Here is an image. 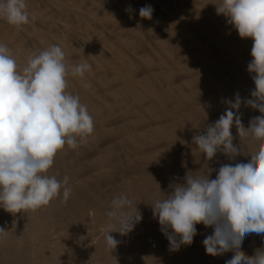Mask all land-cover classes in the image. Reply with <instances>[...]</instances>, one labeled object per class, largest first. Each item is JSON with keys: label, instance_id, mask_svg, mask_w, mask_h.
<instances>
[{"label": "clouds", "instance_id": "clouds-1", "mask_svg": "<svg viewBox=\"0 0 264 264\" xmlns=\"http://www.w3.org/2000/svg\"><path fill=\"white\" fill-rule=\"evenodd\" d=\"M126 11H132L130 5ZM153 11L151 5H145L139 15L151 19ZM216 12L228 18L241 38L253 40V59L247 70L254 73L255 90L251 92L253 99L245 103L262 115L253 117L245 128L238 114L242 103L239 94L234 102L225 101L229 107L219 119L204 134L193 137L207 160L218 151L230 159L240 154L233 144V125L240 137L252 134L264 138V0H221ZM29 16L26 0H0V18L9 24H28ZM68 67L62 48L50 45L30 54L19 70L11 50L0 42V208L6 212L46 206L61 189L65 200L71 193L68 176L61 181L47 173L57 153L65 145L77 147L93 132L94 122L80 96L66 91ZM90 67L86 61L75 64L71 74L83 76ZM250 157L247 163L221 165L215 179H210V171L204 175L189 171L184 183L174 185L165 199L152 205L171 249L191 245L196 225L203 224L213 229L203 240L208 255L232 252L225 264H264V247L252 255L242 251L248 235L264 236V144ZM131 203L123 194L112 200V209L106 213L110 222L103 232L109 250L119 243L111 233L124 235L142 219L137 209L132 215ZM6 237L7 230L0 227V241Z\"/></svg>", "mask_w": 264, "mask_h": 264}, {"label": "bare ground", "instance_id": "bare-ground-1", "mask_svg": "<svg viewBox=\"0 0 264 264\" xmlns=\"http://www.w3.org/2000/svg\"><path fill=\"white\" fill-rule=\"evenodd\" d=\"M139 1H142L144 5H151L153 9H158L161 14H163L162 10H166L165 7H173L177 4L173 8L178 10L184 18L189 19L185 22L189 23L192 28V30H188L190 26L188 27L187 24L188 28H185V25L182 27L184 28L182 37H184L187 45H190V50L184 43V47H182V37L174 35L171 31L172 27L166 21L158 16L156 17L155 14L159 15V13L153 11L152 18H154L156 25L153 23L149 25L140 17L139 11H134L137 8L134 9V4L129 0H26L30 23L16 26L9 24L5 18H0V42L11 50L12 55L17 60L19 70H22L26 65L30 54L34 52L38 54L50 45H59L66 54V62L69 66L68 75L66 76L68 83L66 91L80 96L81 103L87 106L89 114L93 117L94 127L95 124L102 123L105 118L113 117V119H117V117H114L117 114L114 115L115 112L137 114L139 120L135 121V124L144 123L148 120V122L155 121L152 124L154 125L164 117L171 118L172 125L168 127L157 124L148 132L138 130L131 134L127 133L125 138L128 140V145L133 149H139L141 146L160 139L173 140L176 137L190 133H195V135L204 134L206 131H202L203 126L207 128L209 125L214 124L229 107L225 101L231 100L234 102L237 94H239L242 101L238 114L245 128L249 127V122L253 117L262 115L257 109L247 106L245 103L246 100L253 99L251 92L255 90L252 79L254 73H249L247 70L251 51L247 46H244V40L242 41L236 29L228 23V18L217 14L216 5L218 6L221 0ZM129 5L132 8L131 12L126 11ZM32 16H35V20L31 19ZM178 18L173 21L176 23ZM176 26L173 27L177 30L179 23ZM189 31H192V34ZM157 33L158 35L160 33L159 36L162 34L166 37L163 38L162 36L152 46H150L149 40V42H145V39H151ZM85 61L91 66L90 69L83 76H73L71 67ZM189 74L192 79L185 80ZM200 74L202 79L197 80L196 77ZM101 93H104L105 97L100 95ZM197 93L206 95L203 98V105L192 104L190 110L187 111L184 108V103L191 102V97H194ZM117 103H122V106L117 105ZM174 110H176V114L184 110L185 113L180 114L184 117L176 118L173 115ZM195 112L200 115L198 119L194 117ZM97 130L93 129L92 134L90 133L91 140H98L99 135H96V133H99V129ZM231 133L233 144L238 148L240 154L230 159L222 151H218L213 157L216 160L214 162L213 159L207 160L205 161L206 164H212V162L215 164L219 161V158L222 164L234 165L245 160L247 163L251 158L250 154H254L261 144H264V138L258 139L252 134L247 137H240L235 125L231 128ZM245 142L248 144H245ZM194 148H198V146L194 145ZM103 159L105 158H101L99 162H102ZM0 218L1 221H7L6 211L3 208H0ZM34 229L37 228L34 227ZM34 229L30 231L34 232ZM33 234H30L29 237H33ZM102 236L104 238V235ZM99 237L96 238L95 242H93L94 238L92 242L90 241L91 243L83 242L82 245L77 244L75 240L70 243L67 242L68 254H74L75 256L78 247H82L81 250H84L82 251L83 255L89 253L90 250L94 251L95 246L104 241L100 234ZM246 238L245 241L248 240ZM46 246L48 244L44 247ZM53 255L50 254L52 257ZM249 255L252 254L249 253ZM172 257L174 258V256ZM217 257L210 255L209 259L213 260L214 263L218 260ZM37 258L40 257L37 256ZM188 260H190V256ZM199 261H202V259H199ZM96 262V264H99V261ZM172 263H174V260ZM146 264L148 263L146 262ZM158 264L164 263L158 262Z\"/></svg>", "mask_w": 264, "mask_h": 264}, {"label": "rangeland", "instance_id": "rangeland-1", "mask_svg": "<svg viewBox=\"0 0 264 264\" xmlns=\"http://www.w3.org/2000/svg\"><path fill=\"white\" fill-rule=\"evenodd\" d=\"M129 1L134 4V7L132 5L134 9L137 8L134 10L135 12L145 6L143 2L139 0H135L134 3L133 0ZM175 6L173 5V7ZM173 7H165L166 10H162L163 14H161L156 8H154V12L159 13V15L155 14L156 17L158 16L159 18H162L169 26L172 27L171 31L174 35L182 37L184 31V28L182 27L184 25L185 28L190 26L188 30H192V28L189 23L185 22L186 20L189 21V19L184 18L180 15L179 11ZM174 16L175 18L181 17L182 19L178 18L175 23V21H173L175 20ZM148 20L144 19V21L149 25L152 23L155 24L154 18ZM178 23L179 27H177ZM180 24L182 25L180 26ZM173 26H176L179 31ZM152 27L154 28V26ZM193 32L195 31L193 30ZM190 33L192 34V31ZM159 35L157 33L154 36L158 39L153 37L151 39H145V42L147 43L150 41V46H152L160 40L162 36L163 38L166 37L162 34L161 36ZM243 40L244 46H247L251 51L253 40L251 38H248L247 40L246 38H242V41ZM181 42L182 45L183 43L186 44L185 46L188 50H190V45H187L184 37L181 38ZM182 47H184V45ZM144 53L147 54L148 52ZM140 56L142 55L140 54ZM249 58L250 61L253 59L251 53ZM201 74L198 75L199 77H196L197 80L202 79ZM191 77L192 76L189 74L185 80H190L192 79ZM202 93H197L194 97H191V102L184 103V108L189 111L192 104L203 105V98H205L206 95H203ZM200 94L202 95L199 96ZM100 95L105 97L104 93H101ZM117 105L122 106V103H117ZM183 113H185L184 110L177 112V114L176 110L173 111V115H175L178 119H180V117H184L180 115ZM115 114L116 116L114 117H117V119H113V117L109 119L105 118L103 119L104 121L102 120L103 122L99 121L102 123L95 124L94 129H99V133H96V135H99L98 140H91L90 136L92 133L87 134L82 142H78L77 147L72 148L65 145L64 148L57 153V157L55 156L53 166L48 170L47 174L55 175L57 179L61 181L64 176H68L70 178L68 186L71 187V193L66 200L63 197V189H61L60 194L54 197L53 200L50 201L49 205L42 206L36 210H26L24 212L15 213L17 216L13 213L6 212L7 221H1L2 219L0 218L1 227L6 230L8 229L7 237L4 239L5 241H0V264H96V261H99V264H117V262L118 264H144L145 261L148 264H158V262L171 264L173 260L174 263L172 264L213 263V260L209 259L210 255L206 253L203 245L205 237L212 234V228H206L203 224H197V235L193 239V243L191 244L192 246L182 245L178 250H173L169 245V240L161 230V225L159 224L158 219L153 215L152 205L157 200L165 199L167 195L172 192L174 185L184 183V177L189 171L193 172V175H204L206 172L210 171V179H215L219 167L223 165L220 158L215 164L213 162L216 158H212V164H206L205 161H207V159L204 154L199 150V148H194V145L196 144H194L192 137L195 136V133H190L185 136L183 135L178 138L176 137L173 140H156L148 145L141 146L139 149H133L130 145H128V140L125 138L127 133L131 134L132 132H137L138 130L148 132L157 124L163 127H168L172 125L171 118L164 117L157 121V124L154 125L152 124L155 121L148 122V120L144 123L140 122L135 124V121L139 120L137 114H121L120 112H115L114 115ZM121 116L123 117L121 118ZM198 116L200 115L195 112L194 117L198 119ZM206 129V126H203L202 131L205 132ZM79 139L80 138L78 137V141ZM245 144L248 143L245 142ZM174 155L176 156L174 157ZM103 157L105 159H103L102 162H99ZM107 159H109L111 163L107 161ZM241 163H246V160ZM122 194L127 196V198L132 202L130 206L132 215L137 214V209L143 218L140 222L135 224L134 228L130 232L124 235H121L118 232H113L114 234L112 233L111 235H114V238H116L119 243L115 249L109 250L106 245V241L102 236L104 235L103 232L106 225L110 222V217H108L106 213L112 209V200ZM102 226L104 227L102 228ZM34 227L37 229L35 230ZM145 228L147 231H145ZM32 229L35 231H30ZM167 231L170 232L171 229H168ZM30 234H33L34 236L29 237ZM99 234L104 241L100 242V245L97 244L95 246L96 251L90 250L89 253H86V256V254L83 255L82 253V251H84L81 250L82 247H78L79 249L77 253H75V256L74 254H68L69 249L66 246L67 242L70 243L75 240L77 244L82 245L83 242H92L94 238L93 242H95L96 238H100ZM248 236L250 237V240ZM248 236L246 238V240H248H244L242 244V251L246 254H253L254 250L258 247H264V236H258L256 234H250ZM40 242L42 243L40 244ZM47 244L48 246L44 247ZM252 244L254 245V248ZM166 250L167 252H165ZM153 251L154 253H152ZM172 252H174L175 255L174 253L171 255ZM50 254H54V258L50 256ZM151 255H154V257ZM37 256L40 258H37ZM83 256L86 257V259H84ZM172 256H174V258ZM189 256L190 260H188ZM232 256V252L224 253L220 257L216 256L218 260L214 261L213 264H225V261L231 259ZM142 258L144 261L143 263ZM198 258L200 260L202 259V261H199Z\"/></svg>", "mask_w": 264, "mask_h": 264}]
</instances>
